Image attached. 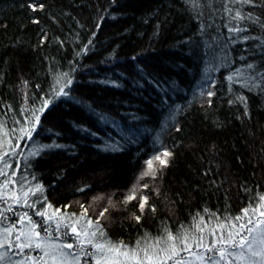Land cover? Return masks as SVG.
<instances>
[{
  "label": "trees",
  "instance_id": "16d2710c",
  "mask_svg": "<svg viewBox=\"0 0 264 264\" xmlns=\"http://www.w3.org/2000/svg\"><path fill=\"white\" fill-rule=\"evenodd\" d=\"M237 10L252 18L233 19ZM34 114L36 131L21 138ZM165 151L167 166L140 179ZM0 157V185L10 179L21 198L0 187V232L18 231L27 212L55 239L36 211L75 219L83 205L108 239L132 247L200 217L215 228L251 215L264 195V0H0ZM65 231L55 241L74 243ZM0 253V264L40 256L7 244Z\"/></svg>",
  "mask_w": 264,
  "mask_h": 264
},
{
  "label": "snow or ice",
  "instance_id": "6c2138e0",
  "mask_svg": "<svg viewBox=\"0 0 264 264\" xmlns=\"http://www.w3.org/2000/svg\"><path fill=\"white\" fill-rule=\"evenodd\" d=\"M251 2L252 0H233V3L250 4ZM245 18L251 19L252 17L250 15L245 17L239 10L233 17L237 20ZM229 30L240 31L241 29L230 28ZM248 67L252 68L253 65H248ZM229 79L231 80L232 77ZM56 95H67V93L61 88ZM212 95L213 93L209 91L208 96ZM238 99L244 102V97H238ZM48 104L49 100H44L43 106L38 111L42 113ZM34 121L30 127L20 129L21 138H32V134L39 124L40 116L34 114ZM37 154L38 150L29 153L30 156ZM162 155L163 157H170L172 154L165 151ZM154 161H159V165L164 167L168 164V160L162 159L160 155L153 157L146 161L147 168L141 173L140 179L149 175L155 177L157 166ZM7 166L5 165V167ZM0 175L6 176L7 173L0 170ZM10 182V179L5 180L0 187L6 188ZM143 187L147 188L148 185L144 184ZM41 191L42 187L39 184L24 191L22 193L23 205L35 208V203L30 204L28 198L29 196H36ZM137 191V186L134 185L131 194L125 198L124 203L135 199ZM12 199L16 203L21 202L18 195L13 194ZM109 204H112L111 199H109ZM146 204L147 197H141L139 205L141 212H143ZM81 207L83 213L75 219L61 214L60 209H55L52 215H48L46 210L36 211L35 214L42 217L45 222L55 223L57 232L55 239H53L52 230L49 227L43 228L45 235H42L37 230L39 225L33 221L27 212L23 213L18 221L21 228L15 236L17 243L13 245L9 242L7 238L12 236L13 228L6 227L0 234L4 236L3 239H0V248H4L7 244L10 250L15 247L19 249L20 253H23L24 249L40 250L42 255L28 257V261H31L32 264H80L81 254L85 257H91L94 264H264V195L259 197V202L252 210L251 215L249 209L245 208L242 210V215L228 220L227 223L218 222L215 228L209 227L208 224H205L204 218L200 217L191 229L184 228L174 234L165 227L163 236L152 239L146 235L132 247L123 241L114 242L108 239L99 219L93 221L88 218L87 208H84L83 205ZM8 210L11 211V208ZM107 211L108 209L105 208L100 213V217H104ZM135 219L139 221L140 217L137 216ZM66 220H71V222L66 223ZM25 224L27 228L24 227ZM61 228H70L74 243L55 242V240L69 234L67 231L60 232ZM206 234L212 237L210 243L205 242ZM87 248L91 250L85 251ZM73 249H78V251L73 252ZM182 253H186L187 256L182 255ZM5 255L6 253H0V261L4 259ZM21 264H26V262H21Z\"/></svg>",
  "mask_w": 264,
  "mask_h": 264
},
{
  "label": "rangeland",
  "instance_id": "374dc122",
  "mask_svg": "<svg viewBox=\"0 0 264 264\" xmlns=\"http://www.w3.org/2000/svg\"><path fill=\"white\" fill-rule=\"evenodd\" d=\"M163 153H160V154H158V155H160L161 156V158L162 159H164L165 157H163V155H162ZM157 156V155H156ZM155 157V156H154ZM154 164L155 165H157V164H159V161H154ZM146 168H147V165H145V169L143 170V172L146 170ZM141 176V175H140ZM2 191H3V193H4V195L7 197V198H12V195L13 194H15L16 195V193H15V188H13V187H6V188H4V187H2ZM25 228H27V226H25ZM0 234H2V232H0ZM18 234V231H15L14 230V232H13V235H14V239H15V236ZM3 235H0V239H1V237H2ZM4 237V236H3ZM8 239H9V237H8ZM56 243H60V242H58V241H55ZM17 243V241L15 240V242H14V245ZM35 251V250H38V249H32V251ZM40 251V250H39ZM67 251V250H66ZM76 251H78V250H76ZM76 251H73V252H76ZM85 251H87V249H85ZM40 255H42V253L40 252ZM190 259V258H189ZM80 264H81V262H80Z\"/></svg>",
  "mask_w": 264,
  "mask_h": 264
}]
</instances>
